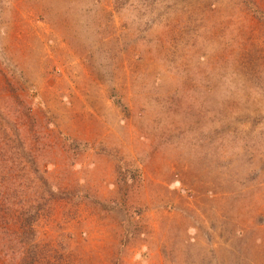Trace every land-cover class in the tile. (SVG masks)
Listing matches in <instances>:
<instances>
[{
    "label": "rangeland",
    "instance_id": "obj_1",
    "mask_svg": "<svg viewBox=\"0 0 264 264\" xmlns=\"http://www.w3.org/2000/svg\"><path fill=\"white\" fill-rule=\"evenodd\" d=\"M257 9L0 0V264H264Z\"/></svg>",
    "mask_w": 264,
    "mask_h": 264
},
{
    "label": "trees",
    "instance_id": "obj_2",
    "mask_svg": "<svg viewBox=\"0 0 264 264\" xmlns=\"http://www.w3.org/2000/svg\"><path fill=\"white\" fill-rule=\"evenodd\" d=\"M255 15L256 17L260 20V21H264V12H262L261 10L257 9V11H255ZM31 228V226H30Z\"/></svg>",
    "mask_w": 264,
    "mask_h": 264
}]
</instances>
